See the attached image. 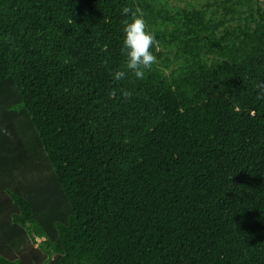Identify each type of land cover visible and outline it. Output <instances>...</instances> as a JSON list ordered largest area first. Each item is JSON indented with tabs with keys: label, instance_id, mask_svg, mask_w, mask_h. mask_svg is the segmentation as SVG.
Segmentation results:
<instances>
[{
	"label": "trees",
	"instance_id": "trees-1",
	"mask_svg": "<svg viewBox=\"0 0 264 264\" xmlns=\"http://www.w3.org/2000/svg\"><path fill=\"white\" fill-rule=\"evenodd\" d=\"M260 82L264 0H0V264H264Z\"/></svg>",
	"mask_w": 264,
	"mask_h": 264
},
{
	"label": "clouds",
	"instance_id": "clouds-1",
	"mask_svg": "<svg viewBox=\"0 0 264 264\" xmlns=\"http://www.w3.org/2000/svg\"><path fill=\"white\" fill-rule=\"evenodd\" d=\"M122 13L129 17L123 22L122 29L124 33L122 55L127 57V61L125 70H117L113 79L123 80L126 78L127 72L131 71L137 79L143 80L146 72L150 71L152 66L157 63L153 49L159 51V41L155 32L149 29L145 13L141 8L133 9L126 6L122 9ZM257 88L261 90L257 98L264 99V82L258 83ZM122 95L125 99H130L132 94L124 91Z\"/></svg>",
	"mask_w": 264,
	"mask_h": 264
},
{
	"label": "rangeland",
	"instance_id": "rangeland-1",
	"mask_svg": "<svg viewBox=\"0 0 264 264\" xmlns=\"http://www.w3.org/2000/svg\"><path fill=\"white\" fill-rule=\"evenodd\" d=\"M174 2L180 4V5H184L185 3H195V4H200L201 2H204L205 0H173ZM41 239H37V241L39 242Z\"/></svg>",
	"mask_w": 264,
	"mask_h": 264
},
{
	"label": "water",
	"instance_id": "water-1",
	"mask_svg": "<svg viewBox=\"0 0 264 264\" xmlns=\"http://www.w3.org/2000/svg\"><path fill=\"white\" fill-rule=\"evenodd\" d=\"M37 239L39 240L40 238L37 237ZM54 260L55 259L51 260L48 264H52Z\"/></svg>",
	"mask_w": 264,
	"mask_h": 264
}]
</instances>
